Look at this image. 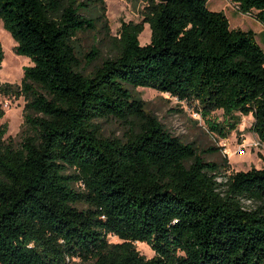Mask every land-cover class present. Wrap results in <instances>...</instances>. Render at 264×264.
<instances>
[{
	"label": "trees",
	"instance_id": "obj_1",
	"mask_svg": "<svg viewBox=\"0 0 264 264\" xmlns=\"http://www.w3.org/2000/svg\"><path fill=\"white\" fill-rule=\"evenodd\" d=\"M143 1V20L122 23L113 55L93 48L86 73L77 40L105 19L103 0H0L32 63L20 86L0 81V94L26 100L22 141L0 127V264H264V167L227 174L135 93L153 88L205 116L252 114L264 144V50L208 0ZM231 1L264 25V0ZM4 58L0 43V69ZM96 120L118 121L123 137Z\"/></svg>",
	"mask_w": 264,
	"mask_h": 264
},
{
	"label": "rangeland",
	"instance_id": "obj_2",
	"mask_svg": "<svg viewBox=\"0 0 264 264\" xmlns=\"http://www.w3.org/2000/svg\"><path fill=\"white\" fill-rule=\"evenodd\" d=\"M87 1V0H81ZM106 5L105 19H98L97 29L93 32L81 34L77 40L78 55L82 59L86 73H91L94 66L87 65L90 52L98 48L102 58L109 57L115 52L114 38L119 35L123 22L139 23L143 20L146 2L127 0H103ZM208 7L212 11H222L229 18L231 28L252 30L256 39L264 50V25L253 16L242 13L239 6L231 0H208ZM88 15L98 16L95 9ZM140 36L142 45L151 41V28L145 24ZM0 43L2 44L5 58L0 69V81L14 86H20L24 78V70L31 66L29 58L16 54V42L11 34L6 31L0 21ZM100 61V60H99ZM136 95L145 102L148 112L154 114L174 135L186 143H194L207 161L223 163L228 167L227 174L239 171H249L253 168L264 167V144L259 140L253 130L255 118L252 114L241 115L236 113L233 118L227 117L223 110H216L205 116L202 112L187 104L180 102L169 94L162 93L153 88L139 87ZM26 100L24 97L6 96L0 94V127L8 126L6 139L16 143L22 141V131L25 119ZM101 126L105 137H123L124 127L115 120H96ZM236 125L235 128H232ZM223 128L224 134L214 130V127ZM68 173H71L69 171ZM224 181V178H219ZM246 205L250 202L245 201ZM111 242H120L117 237L110 236ZM137 249L147 258H152L155 253L145 243H136ZM67 264H86L78 258L68 259Z\"/></svg>",
	"mask_w": 264,
	"mask_h": 264
},
{
	"label": "built area",
	"instance_id": "obj_3",
	"mask_svg": "<svg viewBox=\"0 0 264 264\" xmlns=\"http://www.w3.org/2000/svg\"><path fill=\"white\" fill-rule=\"evenodd\" d=\"M248 15H250V14H248ZM252 16V15H251Z\"/></svg>",
	"mask_w": 264,
	"mask_h": 264
},
{
	"label": "water",
	"instance_id": "obj_4",
	"mask_svg": "<svg viewBox=\"0 0 264 264\" xmlns=\"http://www.w3.org/2000/svg\"><path fill=\"white\" fill-rule=\"evenodd\" d=\"M163 1H166V0H163Z\"/></svg>",
	"mask_w": 264,
	"mask_h": 264
}]
</instances>
